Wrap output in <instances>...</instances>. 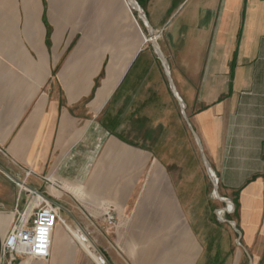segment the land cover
<instances>
[{
  "label": "crops",
  "instance_id": "1",
  "mask_svg": "<svg viewBox=\"0 0 264 264\" xmlns=\"http://www.w3.org/2000/svg\"><path fill=\"white\" fill-rule=\"evenodd\" d=\"M136 1L176 94L130 0H0V264H94L60 224L47 260L3 253L18 183L95 228L112 264H264V0ZM184 113L236 228L213 221Z\"/></svg>",
  "mask_w": 264,
  "mask_h": 264
},
{
  "label": "built area",
  "instance_id": "2",
  "mask_svg": "<svg viewBox=\"0 0 264 264\" xmlns=\"http://www.w3.org/2000/svg\"><path fill=\"white\" fill-rule=\"evenodd\" d=\"M19 188L27 193L23 208L17 206L8 234L3 242V253L12 260L23 258H40L47 260L50 256L53 235L59 223L65 224L60 204L39 190L30 188L25 183H18ZM106 221L115 226V215L106 212ZM66 225V224H65ZM96 264H108L103 253H93Z\"/></svg>",
  "mask_w": 264,
  "mask_h": 264
},
{
  "label": "rangeland",
  "instance_id": "3",
  "mask_svg": "<svg viewBox=\"0 0 264 264\" xmlns=\"http://www.w3.org/2000/svg\"><path fill=\"white\" fill-rule=\"evenodd\" d=\"M139 5L141 6V4L139 3ZM141 8H142V6H141ZM132 11V10H131ZM133 13H134V15H135V17H136V20H137V22L139 23V25H140V27H141V29H143V31H144V38H146L147 39V37H149V30H148V28H147V26H146V24L144 23V21H143V19L139 16V14H138V11L136 10V9H133ZM157 35V34H156ZM161 40V37L158 39V41H160ZM146 41V40H145ZM144 47H146V50H147V52H148V58L149 59H152L153 61H155L156 62V64L159 66V70H160V73L162 74V76L164 77L165 75H166V73H165V70L163 69V67H162V64H161V61H160V59L158 58V56L156 55V53L154 52V50H153V47H152V44H151V41H148L147 40V43H145V46ZM171 71V70H170ZM188 116V115H187ZM188 118H189V116H188ZM185 129L186 130H189L188 128H187V125L185 124ZM156 138H158V132H156ZM156 143H158V141L156 142ZM180 149L182 150V153H184L185 154V152H184V150H183V144H182V146L180 147ZM173 153L175 154V151H173ZM187 153L189 154V151H187ZM206 166V165H205ZM209 166L211 167V165L209 164ZM207 168V167H206ZM169 169H171L170 167H169ZM211 169L213 170V168L211 167ZM213 173H214V176L216 177V179H215V177H213L212 176V174H211V176L213 177V179L214 180H216L217 181V185H218V192H219V194H220V196L221 197H223V198H226L222 193H221V188H220V186H219V182H218V178H217V174H216V172L213 170ZM214 188V183H213V185L211 186V198H212V200H214L215 201V203H214V206H213V209H215V212H212L213 213V221L214 222H217V224H221L222 226H227V225H230L232 228H236V225L234 224V223H230V222H236V219L234 218V205H232V208H228V207H231V204H227V203H225V202H223L222 200H219L218 198H216L214 195H213V189ZM228 199V198H227ZM76 213V212H75ZM80 213V212H79ZM64 214V212H63V208H62V210H61V215H62V218H63V220L65 221V224H63V223H59L60 225H61V227L63 226L67 231H68V234H69V236L71 237V238H73V239H75L76 240V242H77V244L79 245V246H83L84 248H86L88 251H90V253H95L96 254V251H101V253H103L104 254V256L106 257V261H107V263L108 264H112V262H111V260L108 258V256L106 255V251H104V250H97L98 248H97V246L96 245H92L91 244V242L89 241V238L90 239H93L92 241H93V243H95L94 242V238H95V233L94 232H91V230L93 229V231H94V229L95 228H80V223L81 222H78V223H76V222H71V217L68 215V214H65V215H63ZM74 214V213H73ZM80 229H82L83 231L81 232V230ZM85 232L87 233V238H86V236H85ZM82 235V236H81ZM92 237V238H91ZM236 240H235V248L236 249H238V250H240L241 249V246H240V244H239V240H238V237L237 238H235ZM81 244V245H80ZM96 244V243H95ZM234 248V249H235ZM93 257L94 258H96L97 256L96 255H93ZM95 259H93V263L94 264H96V262L94 261ZM242 264H249V260H248V258L246 257L245 259H243V261H242Z\"/></svg>",
  "mask_w": 264,
  "mask_h": 264
},
{
  "label": "water",
  "instance_id": "4",
  "mask_svg": "<svg viewBox=\"0 0 264 264\" xmlns=\"http://www.w3.org/2000/svg\"><path fill=\"white\" fill-rule=\"evenodd\" d=\"M131 1L135 2V3L138 5V8H137V9L135 8V9L138 11L139 16L143 19L144 23L146 24V26H147V28H148V30H149V37H147V39L145 38V40H146V41H147V40H148V41H151L152 45L154 46V49H155V51H156V53H157V55H158V58L160 59L161 64L163 65V67H164V69H165V72H166V74H167V76H168V78H169V81H170L171 87H172L173 91L175 92V87H174V83H173V81H172L171 72H170V69H169V66H168L167 60H166L164 54L161 52V50H160V48H159V46H158V43H157V38H158V37H157V35L154 33L153 28L149 25L148 20H147V18H146V16H145V13L143 12V10H142L141 6L139 5V3H138L136 0H131ZM175 94H176V92H175ZM179 102L182 104L183 109L185 110V105L183 104V102H182L180 99H179ZM184 117H185V120L187 121V123H188V125H189V128H190V130H191V132H192V134H193V137H194L195 141L197 142V144H198V146H199V148H200V150H201V155H202L203 161H204V163H205V165H206V167H207V170L210 172L211 167L209 166V162H208V159H207V157H206V154H205V152H204V150H203V147H202L201 141H200V139H199V136H198V134L196 133V131L194 130V128H193V126H192L190 120L188 119V116L186 115V113H184ZM215 191H217V193L219 194L217 183H215ZM221 200H222L223 202L227 203V204H228L229 202H231V201H229V200H227L226 198H223V197H221ZM231 203H232V202H231ZM239 244H240V242H239ZM251 262H252V261H251ZM251 262H250V264H252Z\"/></svg>",
  "mask_w": 264,
  "mask_h": 264
},
{
  "label": "bare ground",
  "instance_id": "5",
  "mask_svg": "<svg viewBox=\"0 0 264 264\" xmlns=\"http://www.w3.org/2000/svg\"><path fill=\"white\" fill-rule=\"evenodd\" d=\"M130 1H131V0H130ZM131 5L133 6V8H136V9L138 8V5H137L135 2H133V1H131ZM210 174H212V176L215 177L212 169L210 170ZM214 181H215V183H217L216 180H214ZM213 195H214L216 198L220 197V199H221V196L217 193V191H214ZM228 204H232V203L229 202ZM232 205H233V204H232ZM232 205H231V207H229V208H232ZM81 236H82V235H81Z\"/></svg>",
  "mask_w": 264,
  "mask_h": 264
},
{
  "label": "trees",
  "instance_id": "6",
  "mask_svg": "<svg viewBox=\"0 0 264 264\" xmlns=\"http://www.w3.org/2000/svg\"><path fill=\"white\" fill-rule=\"evenodd\" d=\"M142 5V1L139 2Z\"/></svg>",
  "mask_w": 264,
  "mask_h": 264
}]
</instances>
